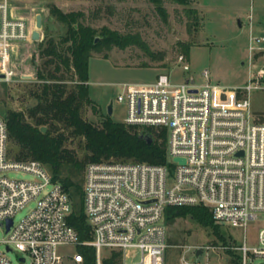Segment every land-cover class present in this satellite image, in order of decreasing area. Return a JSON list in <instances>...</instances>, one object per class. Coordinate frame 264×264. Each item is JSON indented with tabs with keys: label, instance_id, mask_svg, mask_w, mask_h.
<instances>
[{
	"label": "built area",
	"instance_id": "1",
	"mask_svg": "<svg viewBox=\"0 0 264 264\" xmlns=\"http://www.w3.org/2000/svg\"><path fill=\"white\" fill-rule=\"evenodd\" d=\"M35 17L17 15L11 0H0V81H13L12 52L33 41ZM262 44L264 36L249 38V63L256 55L264 61ZM263 80L264 68L236 88L173 83L166 74L152 82L123 83L116 95L125 104L123 122L165 128L167 163L88 162L82 190L91 239L84 242L66 221L71 201L61 184L39 161L8 157V130L0 117V226L5 233L0 264H14L6 255L12 251L19 255V264L26 257L30 264H82L80 246L93 248L95 264H104L113 252L118 264H165V211L172 206L202 205L210 209L214 223L245 228L264 212V122L256 121L249 99ZM8 170L33 178H10L3 173ZM31 201L33 207L15 222V214ZM63 247L72 252H61ZM204 248L220 247L187 245L177 264H207L185 257L186 251L196 255ZM235 250L240 264H249L253 257L264 263V228L255 246L243 235Z\"/></svg>",
	"mask_w": 264,
	"mask_h": 264
},
{
	"label": "rangeland",
	"instance_id": "2",
	"mask_svg": "<svg viewBox=\"0 0 264 264\" xmlns=\"http://www.w3.org/2000/svg\"><path fill=\"white\" fill-rule=\"evenodd\" d=\"M11 3L17 15L32 19L37 14L48 17V6L54 3L64 12H84L83 22L95 28L105 25L122 34L140 36V45L133 44L123 49L113 46L100 53H93L89 58L88 89L96 109L93 110L91 104L87 105L83 115L97 125L107 115V104L110 101L111 119L123 122L126 116L125 104L116 100L123 83L152 82L159 74H166L173 83L188 80L196 86L209 83L236 88L245 85L251 74L264 68V61L258 55L249 63V38L264 36V0H196L191 3L199 15L196 27L193 26L194 19L186 15L183 6L170 0L163 1L166 20L162 19L148 0H11ZM46 25L48 33L54 37L65 31V25L55 17H50ZM37 30L40 32L39 40L19 44L12 52L11 62L15 72L13 81H0L2 118L7 109L25 110L29 102V97H22L20 92L24 84L36 81L38 44L44 35L42 26ZM183 44H189L187 54L182 51ZM180 56L182 61L179 60ZM184 65L188 68L184 69ZM204 71H207V77L203 75ZM249 99L256 121L264 122V80L262 88L249 93ZM3 173L15 179L33 178L31 174L19 170ZM33 205L34 201H31L19 210L14 221L18 222L24 217ZM165 224L169 244L164 254L165 264H177L187 245L220 247L214 250L204 248L199 256L193 250L186 251L185 257L189 260L207 264H240L239 251L235 247L242 243L243 235L249 246L257 244L258 232L264 228V212L249 220L245 228L220 225L225 243L217 240L211 230L187 217H176L165 221ZM4 237L5 233L0 226V240ZM72 249L63 247L61 252H72ZM6 255L14 264H19L16 251ZM262 262V258L253 257L249 264ZM24 264H30L28 257ZM64 264L75 263L67 260Z\"/></svg>",
	"mask_w": 264,
	"mask_h": 264
},
{
	"label": "trees",
	"instance_id": "3",
	"mask_svg": "<svg viewBox=\"0 0 264 264\" xmlns=\"http://www.w3.org/2000/svg\"><path fill=\"white\" fill-rule=\"evenodd\" d=\"M166 20L164 0H148ZM183 6L188 17L199 24L196 0H170ZM55 17L65 25L57 37L48 33L46 21ZM84 12H64L54 3L48 6V17L42 16L43 38L38 44L35 65L36 81L24 84L21 96L36 100L25 110L7 109L4 119L8 130V157L15 161H39L59 182L71 201L66 217L68 225L77 232L80 241L91 239L90 226L83 206V171L92 161L167 163V133L165 128L142 127L118 122L106 115L94 124L83 115L87 105L95 106L89 96L88 63L93 53L113 46L121 49L142 44L138 34H122L105 25L95 28L83 22ZM95 38L97 40L95 41ZM187 54L189 44L182 45ZM105 56V55H104ZM45 127V131L41 130ZM148 134L151 141L143 136ZM75 143V146L73 145ZM187 217L208 228L217 240L225 243L220 224L213 221L211 211L202 205L167 207L165 221ZM82 264H95L91 246H80ZM117 253H111L104 264H118Z\"/></svg>",
	"mask_w": 264,
	"mask_h": 264
},
{
	"label": "water",
	"instance_id": "4",
	"mask_svg": "<svg viewBox=\"0 0 264 264\" xmlns=\"http://www.w3.org/2000/svg\"><path fill=\"white\" fill-rule=\"evenodd\" d=\"M41 25H42V17L40 14H37L36 17H35V26H36V29L33 30L32 32V40H39L40 39V32L37 30V29H40L41 28ZM97 40V38H95V41ZM192 91H195V90H192ZM36 103V100H32L30 102L29 105L33 106L34 104ZM112 114V101H110L108 104H107V115H111ZM45 127H41V130L44 132L45 131ZM144 140H146L147 142H150L151 141V137L148 135V134H145L143 136ZM10 220L8 221V225H7V228L10 226ZM201 253V250L198 249L196 251V255L198 256L199 254ZM264 264V263H262Z\"/></svg>",
	"mask_w": 264,
	"mask_h": 264
}]
</instances>
